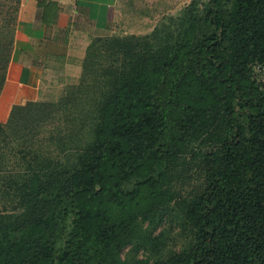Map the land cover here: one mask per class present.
<instances>
[{"label":"trees","instance_id":"trees-1","mask_svg":"<svg viewBox=\"0 0 264 264\" xmlns=\"http://www.w3.org/2000/svg\"><path fill=\"white\" fill-rule=\"evenodd\" d=\"M38 5L53 21L57 3ZM175 24L93 37L67 95L0 121V264H148L121 250L153 240L140 219L205 131L204 188L179 202L195 239L168 264H264V0H191Z\"/></svg>","mask_w":264,"mask_h":264},{"label":"rangeland","instance_id":"rangeland-1","mask_svg":"<svg viewBox=\"0 0 264 264\" xmlns=\"http://www.w3.org/2000/svg\"><path fill=\"white\" fill-rule=\"evenodd\" d=\"M190 1L116 0L112 4L106 28L97 33L87 32L89 36L87 38L86 34L84 40L89 43L93 37L98 35H143L150 33L155 27L161 29L163 33L167 28L176 26L175 21ZM21 3L22 0H0V42H6L5 39L11 40L12 37L14 39ZM77 37L83 38V35ZM78 43L80 48L75 47V53H81L83 50L81 49L82 42H74V44ZM12 46L13 42L7 50V54L3 53L6 51L0 50V66L3 65L2 58L4 56L10 57ZM85 50L86 47L80 56L63 54L42 60L44 65L36 101L56 102L73 89L72 85L78 83L82 74L81 65ZM256 67V76L264 81V66ZM2 72L3 69L0 70V74L3 76ZM215 144V135L210 131L199 132L188 139L186 146L170 164V171L164 177V186L172 192L173 197L166 204L157 206L150 218L140 219L141 234L143 236L150 235L153 240L148 243H140L141 245H138L140 239L126 244L121 250L123 257H140L147 260L148 264H168V258L173 253L187 250L192 246L195 229L184 218L179 202L182 198L192 196L204 188L205 170L202 166L201 156L203 152L212 149Z\"/></svg>","mask_w":264,"mask_h":264},{"label":"crops","instance_id":"crops-1","mask_svg":"<svg viewBox=\"0 0 264 264\" xmlns=\"http://www.w3.org/2000/svg\"><path fill=\"white\" fill-rule=\"evenodd\" d=\"M39 1L21 3L12 59L0 91V121L6 120L13 104L37 99L44 58L83 54L87 32L97 33L106 28L116 0H53L58 9L50 23L43 22ZM82 35L83 38L77 37ZM75 41L83 43L81 53H75V47L80 48Z\"/></svg>","mask_w":264,"mask_h":264}]
</instances>
